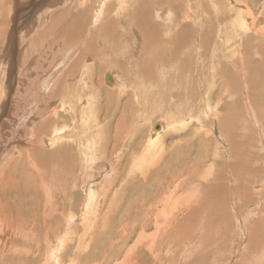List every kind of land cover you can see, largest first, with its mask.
I'll use <instances>...</instances> for the list:
<instances>
[{"label":"rangeland","instance_id":"rangeland-1","mask_svg":"<svg viewBox=\"0 0 264 264\" xmlns=\"http://www.w3.org/2000/svg\"><path fill=\"white\" fill-rule=\"evenodd\" d=\"M5 1L0 0V22H2L0 23V25L2 24L0 33L4 31L6 26L4 22L8 23V13L9 17H13L12 9L16 3L15 0ZM66 1L24 0L21 2L20 0V12H17L19 32L16 38L17 45L14 54L16 56V51L19 52L17 54L19 65L17 66V75H15L17 80L14 79L13 89L19 88L20 74L22 73L21 66L23 65L21 62H25L26 56L31 61L30 67L32 69L36 67L43 68V74L49 72L48 66L54 67L56 60L60 56L56 55L58 49L48 52L47 47L51 45L52 37L49 45L46 41L40 49L33 48L32 44L35 40L34 38L49 26L52 20L50 16L55 11L62 10V6H69L72 1L74 5L79 3V5H82L85 0ZM107 1L93 0V9L98 10L100 8L99 5L102 6ZM150 2H152L150 5L144 4H147L150 10H153V15L160 18L161 20L158 21L163 25V22L167 20L170 24L177 22V27H182L186 23H182V20L187 15V20L190 19L187 21L188 29L191 28L193 30L192 35H194V38L192 37L185 43L182 50L178 48L180 47L178 45L179 41L174 42L172 39L173 45H167L169 53H163L164 55L157 60L161 61V65L157 67L155 65L156 76L157 78L158 75L160 77L158 78L159 83H153V86L150 85L147 88L143 87V84H136L135 81L138 79L133 75L136 70L131 67L134 61L130 60V58H124V61L121 58L123 56L121 53L114 57L115 59L112 60L111 65L109 63L102 64L97 57L90 56L91 59L89 58V60L94 63L86 61L83 65L84 67L82 66V72L89 65H94V68L91 67V71L93 70L96 76H89L91 81H97L98 79L100 81L97 84L91 82L93 84L92 87V84L87 80L86 86L87 90L93 88L92 91L96 99L95 101L90 99V101L95 104L101 92V85H104L105 88L107 86L105 77H107V84H111L112 81L110 83L108 79L109 77L112 78L111 74H113L118 77V79L116 78L118 87L121 85L127 86L126 88L121 87V90H127L128 98L126 101L123 99L125 94L112 91L116 96L118 95L117 97L120 96L122 100L116 116L124 118L125 116L136 114L140 118L139 123L142 124L141 129L145 135L142 145L147 147L151 154L160 147V144L149 147L151 142H153L151 137H154L151 132H155V126L157 127L159 124H163L165 127L169 126L167 131L165 129L166 132L163 134L161 144L167 146L169 150L171 148L173 150L176 146L174 161L177 162L172 168L173 163L170 162V157L162 160L160 164L163 165L164 170L160 176L168 179L169 171L173 174V170L176 171L177 169L176 180L171 182L166 188L161 187L159 181L154 185L152 181L141 180L137 185L140 191H137L138 193L135 192L136 194L134 193L132 196L128 193L130 196L129 200L133 197L136 200L132 201L138 202L135 204L130 202L128 205V199L119 195L121 191L119 175L124 173L123 165H125V162H123V159L127 156L124 155L121 158L125 150L124 142L106 149L111 146L108 144L109 140L106 141V157L101 160L104 163L100 164L97 170L94 169L92 172L86 170L80 175V168L78 163L75 162L74 156L69 155L66 159L60 161V157L50 160L48 155L60 148V146L57 147L59 143L55 142V137L63 128L66 129L64 126L58 129L55 126L62 124L72 126V122L75 121L77 125H81L79 119L82 121V117L78 115L76 119L75 117L72 118V114L66 111L57 120L53 118L54 126L47 119L48 127L41 132L39 129L41 125L45 126V123L38 118L39 116L35 112L39 111V103H37L36 97L44 95L43 91L36 94L34 100L24 96L21 102L18 99L17 90L14 89L8 95L7 89H3L4 98H0V120L2 119L7 125L6 127L2 125L3 131H0V134L2 133L4 137L1 142L5 139L7 140L4 147H10H6V153H2L4 157L0 158L1 162L7 157L6 163H0V232L3 234V237L0 236V264H264V89H262L264 88L262 87L264 85V0H151ZM168 2H172V4ZM179 2L182 3L180 9L177 5ZM134 7L135 5L128 12V6L126 10L128 14H117L120 17L113 14L116 17L114 18L115 22L119 21V25L130 29V26L127 27L128 25L123 26L122 24L128 20L127 18H136L132 12ZM48 8H51V11H48ZM244 9L247 11H243ZM92 11L91 9V13L88 12L85 16L90 20L89 31L94 33L97 39L99 37L97 28L93 29V31L91 28L96 25L99 15L97 12L93 13ZM171 11L174 17H171ZM218 14L220 16L218 18L222 19L221 17H223L224 20H219L217 18ZM4 15L6 16L4 17ZM93 17L96 21H94ZM239 17L243 18L240 20ZM243 20L247 21L244 22ZM221 21L226 22L222 23L221 26L223 28L228 26V30H230L229 32L226 31L227 33H223V35L222 27L219 26L218 30H216L217 25ZM43 22L47 23L44 24ZM178 22H181V25ZM240 22L244 25L240 24ZM240 26L242 29L239 28ZM14 29H16L15 21H11L8 32ZM126 29L124 28L125 31H127ZM231 29H237L239 33L234 30L233 34ZM175 31L176 27L171 28V34ZM163 36L169 38V35L163 34ZM172 36L174 37V34ZM162 40L163 38H159L158 43L160 44ZM204 41H209V43ZM221 41L225 42V45ZM55 42L61 44V47L65 49L71 46L64 45L60 40ZM205 44H210V46L206 47L204 46ZM5 46L6 44H4L3 48L0 46V59L3 58L7 50ZM194 46L197 49L195 52L196 57H192L189 60H186V57L183 59L182 57L186 55V51L194 52ZM91 47L92 44L90 43L88 51L91 50ZM122 52H125V50ZM222 54L226 55V58ZM41 56L42 59L43 56H48V60L45 59L43 61L44 63L48 61V63L42 65ZM127 56L129 57V55ZM261 59L262 61H260ZM252 60L254 61L252 62ZM113 61L114 63L122 61L120 64L122 70L123 65L127 63L124 67L125 69L127 68L125 75L121 73L122 70L120 71L124 84L121 83V77L115 71ZM192 63L195 65H192ZM60 67L61 65L58 64L57 68L60 69ZM9 69L10 66H7V64L4 65V68H0L1 84L4 82L6 84L9 83ZM194 72L195 75H193ZM218 72L219 75L221 72L224 75L222 76L221 74L220 78L215 80L214 77L217 78ZM81 73L79 74L80 77H82ZM250 76H254L253 80L256 79L254 86L258 82L256 87L261 85V89L255 87L256 91L251 86H243V83L238 85L237 80L249 83L247 79ZM32 77L35 78L34 75ZM80 77L77 75L76 80L68 81L69 85L73 83L75 86L74 96L77 95L81 84H83V88L85 86L84 80ZM102 77L104 78V83L101 82ZM212 79L214 80L211 81ZM141 80L145 84L148 82L146 79ZM228 82L232 87L226 92L225 90L228 87L224 84ZM154 86L157 88L155 89ZM37 87L41 89L39 86L34 88ZM233 87L234 89H232ZM235 87L238 88L239 94L243 95L245 91L246 94L243 96L232 95L236 89ZM246 88H248V91ZM243 89L244 91H242ZM50 90L51 88L46 90L47 94H50ZM53 92L56 94V101L53 104L58 108L59 102L64 97L58 96L59 91L57 88H54ZM254 92L255 94L253 95ZM136 95H139V100H137L138 97ZM47 96L45 95V99H48ZM234 96H236V99H234ZM85 97L83 102L91 98V96ZM233 101L237 103V106H234L235 103ZM7 102L10 104L9 115L2 112L3 108L7 110ZM68 104L75 106L73 99L69 100ZM158 104L159 106H157ZM227 104L229 108H227ZM11 105H13V109ZM14 107L17 108V112H15ZM237 107L241 108L240 110L242 111L239 110L231 124L234 138L225 133L222 125L225 118L223 115H225L226 111L224 108L238 110ZM41 109L43 108L41 107ZM81 109L90 115L89 105L82 106ZM141 110L145 112L144 115ZM107 111L102 108V115ZM33 113L37 115V118H34L35 123L31 122V119L29 120ZM94 115L95 125L103 124L100 123L99 115ZM14 117L15 119L17 118L18 123L17 126L12 128L11 123ZM23 117H29L27 121L25 120V123L22 121ZM107 118L110 117L103 116V121H108ZM242 118L244 122L241 123ZM82 123L87 122L83 121ZM55 131L59 132L55 134ZM84 134L85 136L91 134L90 136L95 138L96 131L88 132V134L84 131ZM64 135L67 136L69 133L65 132ZM42 136L44 137L41 138ZM67 138L65 141H67ZM46 139L48 142L52 140L53 145H46L44 143ZM100 141L104 142L102 139ZM41 146L45 147L43 153H40V150H42ZM14 148L16 151L13 154ZM76 150H78V146H76ZM9 152L11 153L9 154ZM11 154L14 155V159ZM139 154H143L142 150L137 153V155ZM151 154L146 156L150 158ZM30 156L34 158L44 156L43 161L47 165L41 164V168L45 172L35 167L37 162L30 159ZM147 160L148 164L146 166L150 168L152 166L151 159H146L143 164ZM109 164L113 168V173L109 177L111 182L99 192L101 196L107 195V197L97 209H91V214L85 220L83 219L84 209L82 207L86 197L85 191L82 189L83 179L87 180L90 179V175H95L94 179H97L95 189L98 190L105 181V176L102 175L101 171ZM71 165L75 171H78L77 180L73 174L66 172V167ZM59 166L62 168V173L58 170ZM136 168L138 170L139 166ZM129 170L130 168L126 166V171ZM158 175L156 172L154 174L156 177L153 176V178L155 180L158 179ZM43 176L47 180L42 178ZM186 178L187 180L184 181ZM164 183L165 181H163ZM199 184H202V186H199ZM208 184L210 187H220L221 189L224 187L225 205L222 211H217L211 206L201 207V192L205 189L203 186L206 187ZM191 187L193 189L186 190ZM175 190L179 191L178 195L175 194ZM143 194L145 195L143 196ZM176 196H181V199H184L187 203L177 206L179 215L176 218L177 220L172 222L174 216L170 217L168 209L173 206V198ZM146 197L149 204H147V208H144V210L146 209L145 213L137 205L142 204L147 199ZM165 197L168 202L163 205L162 201ZM219 200L221 199L219 198ZM132 207L133 210L130 212L129 208ZM196 208H198V211L194 213ZM172 209L177 210L174 206ZM159 210L165 213L166 216L162 215ZM190 213L193 214L191 215ZM194 214L195 217H193ZM73 216L80 221L72 220ZM5 217L8 218L6 222H4ZM163 217L168 222L167 227V224L163 222ZM155 218L158 219V229L155 226L157 221ZM162 222L163 225H160ZM184 223L185 229H183L185 231H182L183 229L180 228ZM174 227L176 229L179 228L183 232V235L181 232L182 237L173 234L172 229ZM142 229H147V232L142 231ZM141 232H144L142 238L146 237L145 239L141 238ZM170 232H172L171 235ZM141 240L143 242H140Z\"/></svg>","mask_w":264,"mask_h":264},{"label":"bare ground","instance_id":"bare-ground-1","mask_svg":"<svg viewBox=\"0 0 264 264\" xmlns=\"http://www.w3.org/2000/svg\"><path fill=\"white\" fill-rule=\"evenodd\" d=\"M6 1H8V0H6ZM22 1H24V0H21V2ZM88 1L89 0H85L82 5H79L80 3L74 5L73 1H72V3L69 6L68 5L65 6V7L62 6L63 7L62 10L55 11L53 13V15L50 16L52 18V20H51V23L49 24V26L46 27L45 30H44V28H45L44 27L43 28L44 31H42L41 33L39 32L40 34L37 37L34 38L35 40L33 41V44H32L33 48L40 49L46 43V41H47V44L49 45L50 38L52 37L51 40L53 39V41H52V43L50 42L51 45H49L47 47L48 48V52H51L53 50L55 51V49H58V51L56 52V55L60 56V57L56 60V62L54 64V67H51V66L49 67L48 66L47 68H48L49 72H45L43 74V68L36 67V68L32 69V67H30L31 61L28 59V56H26V59H24L25 62L24 63L21 62V64H23V65L21 66L22 67V70H21L22 73L21 74L19 73L20 77H21L20 78V82H19V88H17V89L14 88L15 90L18 91V94H17L18 95V99H20L19 101H21V100H23V97L25 96V97H28L29 99L34 100L35 99V95L40 93V91H43L44 95H39V96L36 97V99L38 100L37 103H39V107H38L39 111L35 112V114H37L39 116L38 118L41 119V121H43L45 123V126L41 125V127L39 129L41 132L44 131L46 129V127H48L47 126V122L48 121L51 122L50 124H53V126H54L53 118L55 120H57L58 117H60L64 113H66V111H68V112H70L72 114V118L75 117V119H76L78 117V115L82 117V121L79 119L81 125H77L76 124L77 122L75 121L76 123L72 122V124H73L72 126L73 127L69 126L68 124H62V125L57 126V127L55 126V128H57V129L59 127H61V126H64V127H66V129L63 128V130H61L59 134H57L59 131H55L56 132L55 134H57L56 137H55V142L57 141V144L59 143V145L57 147L60 146V148L58 150H56L55 152L49 154L50 156L48 155V158L50 160H55L56 158L60 157L59 160L63 161L69 155H72V156L75 157V159H76L75 162L78 163V166L80 168L79 174L82 175L83 172H85L86 170L91 171V172L94 171V169L97 170L98 166L100 164L104 163L101 160H103L106 157V153H107L106 149H110L112 146H115L118 143H123L124 142L125 150H124V154L122 155L121 158H123L124 155H127V156L123 159V162H125V165H123L124 173H120V175H119V179L121 181V191H120L119 195L125 197L126 199H128L130 197L129 194L132 196L135 192L138 193L137 191H140V190L137 188V185H138V183L141 180H147L149 182L152 181L154 185L159 181L160 186L163 187V188H166L171 182L176 180L175 174H177V169H176V171L173 170V174H171L170 171H169L168 179H165L164 177L160 176V174L162 175L163 170H164L163 165L160 164L162 160L170 157V162L173 163L172 168H173L174 164L177 162V161H174V155L176 153V146H175V148L173 150H171L172 148L169 150L167 146H165L164 144H161L162 143L161 140H162L163 134L167 131V128L169 126L165 127L163 124H159L160 125V130H156L155 129L156 126H155V128H154L155 132H151L154 137H151V141H153V142H151L150 145L148 144L149 147H152L153 145L155 146L156 144H158V145L160 144V147L153 154H151L150 150H148L147 147H144L142 145V142H143V139L145 138V135L143 134L142 129H141L142 124L139 123L140 122V118L137 117L136 114H133L131 116H125L124 118L116 116V115H118V107H120L119 104L121 105V101L122 100L120 99L121 98L120 96L117 97L118 95L116 96L114 94V92H112V91H115V93L125 94V97L123 99L126 101V99L128 98L127 94H126L127 90L123 91L124 89L121 90V87L123 86V88H126L127 86L126 85H121V86L118 87V84H117L118 81L116 82V78L118 79V77H115L113 74H111L112 78L109 77V79H108V81L110 83L112 81L111 84H107V77H105V83H106L107 86L105 88L104 85H101L102 86L100 88L101 92L99 94L98 101L95 104V103L90 101V99H92V100L94 99V101L96 99V96L93 94V91H92L93 88H91V90H87V86H86L87 82L86 81L88 80L90 83L93 82V83L97 84L100 80L98 79L97 81H95V80L91 81V77L89 75H91V76L95 75V73H93V70L91 71V67L94 68L93 64H92L93 66H91V65H89L90 64L89 63L88 64L89 66L87 68H85V70H83V72H82V66L86 63V61L87 62L90 61L89 60L90 56L97 57L98 61H100L102 64L109 63V65H111L112 64L111 63L112 60L115 59L114 57H116L118 54L121 53V55H123V56L126 55L125 57L122 56L121 57L122 59H124V58H128L129 59L130 58V60L134 61L133 65L131 67L135 68V70H136L135 72H133L134 77L138 79L137 81H135L136 84H143L144 85L143 87H145V88H147L150 85L153 86V83H155V84H156V82L159 83L158 78H160L159 75H158V78L156 76L155 65H156V67L161 65V61H157V60L160 57H162L165 54V52L169 53L167 45L168 46L173 45V43H172L173 40H174V42L179 41L178 45H180V47H178V48L180 50H182V48L184 47L185 43L188 42V40L191 39L192 37L194 38V35H192L193 34V30L191 28L188 29L189 27L187 25V21H189L190 19L187 20V15L184 16V18L182 20V23H184V22H186V23L183 24L182 27H179V26L177 27V22L176 23L175 22L171 23L172 25H174L173 27H176V31L172 32L174 34V37H173L172 36L173 34H171V28H173L172 25L167 20L163 22L164 23V25H163L161 22L158 21V20H161V19L155 17L153 15V13H152L153 10H150V7H148V5H150L152 3V2H150L151 0H127L125 2L123 0H108L106 3L102 4V6L99 5V7L101 9L99 8L98 10L93 9V7H94L93 0H90V2H88ZM15 2L16 3L13 5L14 8L12 9L13 10V17H9V13H8V15H7L8 21L6 19V21L8 23L4 22V24L6 26L4 28V31H2V33H0V43H1L0 46L3 48L4 44H6L5 47L7 49L5 51V53L3 52L4 55L1 53L3 55V58L0 59V68H4V65L7 64V66H10L9 70H11V71L8 70V72L10 73L9 74L10 76H8V82L9 83L6 84L4 82L5 84L4 83L1 84V82H0V98H4L3 94H2V90L3 89H7L8 95H9V92L14 90L13 89L14 79L17 80V78H15V75H17L16 70H17V66L19 65V63L17 61V54L19 52L16 51L17 52L16 56L14 54H15L16 45H17L16 44V41H17L16 38H17V34L19 32V27H17V24H18L17 23V20H18L17 19V15H18L17 12H20V10H19V8H20V6H19L20 5V0H15ZM27 3H28V1H27ZM144 3H147L148 5L144 4ZM168 3L172 4V2H168ZM4 5L6 6V4H4ZM134 5H135V7L133 8L132 12H133V15L136 16V18L135 17L127 18L128 17L127 16L125 18H127L128 20H126L122 24L123 26H127V25H128L127 27L130 26V29H126V27H122L121 25H119L120 24L119 21L115 22L114 18H116V17H114V15L116 16L117 14H120V13H127L126 12L127 7L129 6V9H128V12H129L130 8H132ZM177 5H178L179 9L182 7V3L181 2L177 3ZM91 9L93 10L92 11L93 13L97 12V14L99 15L98 21L96 23L97 26L95 25V26H92V28H91L92 31H93V29L97 28V31L99 33V37L97 39L94 36V33L89 31L90 30V27H89L90 20H88L87 19L88 17L86 18V16H85V15L88 14V12L91 11ZM1 10H2V8H1ZM48 11H51V8H48ZM243 11H247V10L244 9ZM243 11H241V12H243ZM111 14L112 15L114 14L113 17H112ZM170 14H171V17H174V15L172 14V11H171ZM5 16L6 15H4V17ZM214 16H215V14H214ZM218 16H219V14L217 15V18H218ZM118 17H120V16H118ZM169 18H170V16H169ZM221 18L222 19H220V18H218V19L219 20H224L223 17H221ZM239 18L241 20L243 17H239ZM93 19H94V17H93ZM0 20H1V17H0ZM9 21H10V23H9ZM11 21H15L16 29H14L13 31L10 30V32H8L9 25L11 24ZM94 21H96V20L94 19ZM245 21H247V20H245ZM121 22H123V21L121 20ZM0 23H2V22H0ZM45 23H47V22H45ZM222 23H226V22H223V21L219 22V24L216 27V30H218L219 26L222 27L221 26ZM179 24L181 25V22ZM240 24H243V23L240 22ZM247 24H248V22H247ZM1 25H0V27H1ZM39 25H41V24H39ZM228 25H230V24H228ZM184 26H185V28H184ZM236 27H237V25H236ZM124 28L127 31H125ZM239 28L242 29L241 26ZM244 28H245V26H244ZM5 29H7V31H5ZM185 29H187V30L185 31ZM205 30H207V29H205ZM234 30H235V32L237 31V29H231V33L233 32V34H234ZM226 31L227 32L230 31V30H228V26L223 28L222 35H223V33H227ZM238 31H237V33H239ZM26 33H28V32H26ZM6 34H7V36H6ZM163 34L164 35H169V38H165L163 36ZM217 34H218V32H217ZM228 34H230V33H228ZM206 35L208 37H210V35L208 33H206ZM225 35H227V34H225ZM5 36H6V38H5ZM211 36H212V33H211ZM220 37H217V38H220ZM131 38H133L134 40L131 39ZM159 38H163V40L161 41L160 44L158 43ZM205 39H206V37H205ZM56 40H60V42L63 43L64 45H66V46L67 45H71V46L66 47V49L62 48L61 44H58V43L55 42ZM204 42H206V41H204ZM218 42H220V41H218ZM221 42H222V44L225 43V42L223 43V41H221ZM90 43L92 44V47H91V50L88 51ZM206 43H209V41L206 42ZM208 45L210 46V44H205L204 46L207 47ZM196 47H197V45H196ZM196 47L194 46V52H192V53L186 51V55H184L182 58L184 59L186 57V60H189L192 57H196L195 56L196 55L195 52L197 51ZM124 50H125V52H122ZM0 51H1V49H0ZM127 55H129V57ZM222 55H223V57L226 56L224 54H222ZM251 57H253V55H251ZM256 57H259V56H256ZM40 59H41V64L42 65H44L45 63H48V61H46L45 63L43 62L45 59L48 60V56L47 57L43 56V59H42V56H41ZM122 59H120V60H122ZM262 59L260 61H262ZM124 61H125V59H124ZM253 61L254 60H252V62ZM121 62L122 61H117L116 63H114V61H113V64H114L113 66L115 67V71L121 77V79H120L121 83L124 84V82L122 80V76L120 74V71L122 70L121 69V65H120ZM91 63H94V62H91ZM189 63H190V61H189ZM58 64L61 65L60 69L57 68ZM122 64H124V63H122ZM125 65H127V63ZM125 65H123V66L125 67ZM192 65H195V64L192 63ZM124 67H123V70L121 71V73L123 75H125V71L127 70V68L125 69ZM198 67H200V66H198ZM111 68H112V66H111ZM230 69L233 70L232 68H230ZM95 70H97V69H95ZM222 70L224 72L223 68H222ZM106 71H107V69H106ZM253 71H254V69H253ZM110 72H111V70H110ZM80 73H81L82 77L79 76ZM199 73H200V71H199ZM118 74H117V76H119ZM162 74H163V70H162ZM221 74H222V76L224 75L222 72H221ZM32 75H34V77L36 79L33 78ZM77 75H78V77H80L81 79L84 80L85 86L83 88L82 87L83 84H81V86L79 87L77 95L74 96L75 86H74L73 83H71L72 85H69L68 81L69 80L72 81L73 79L77 78ZM97 75H99V74H97ZM193 75H195V72H194ZM220 75H219V72H218L217 73V78L214 77V79L215 80L219 79ZM261 75H262V73H261ZM250 77H248L249 79H247L249 81V83L237 80L238 85L243 83L244 84L243 86H245V87L251 86L256 91H257L256 88H260L261 89V87H260L261 85L259 87H256V84L258 85L257 81H256L257 83L254 86V83H255L254 81L256 80V79L253 80L254 76H252L251 78ZM211 78H213V77H211ZM141 79H146L148 82L145 84ZM214 79H212L211 81H213ZM222 79H223V77H222ZM243 80H245V79H243ZM101 82L104 83V78L103 77H102V81ZM110 85H112V86H110ZM224 85L226 87H228L225 90L226 92H227L228 89L230 90L231 87H232V85H230L229 82L224 84ZM36 86L41 87V89L38 88V87L34 88ZM92 87H93V84H92ZM262 87H264V85H262ZM50 88H51L50 92L48 91L50 94H47L46 90H49ZM54 88L58 89V91H59L58 92V96L64 97L62 99V101L59 102L60 105H59L58 108H56L55 105L53 104L56 101V94H54V92H53ZM156 88L157 87H155V89ZM241 88H243V87H241ZM232 89H234V87ZM247 89L248 88H246V90ZM262 89H264V88H262ZM242 91H244V89ZM234 94L243 96L244 94H246V91L242 95V94L238 93V88H236L233 91L232 95H234ZM254 94H255V92L253 93V95ZM45 95L46 96L48 95L47 96L48 99L47 98L45 99ZM248 95H249V93H248ZM85 96H87V97L91 96V98H89V100L83 102V99L86 98ZM136 96L138 97L137 100H139V95H136ZM234 97L233 98L236 99V96H234ZM242 98H244V97H242ZM72 99H73V102L75 103L74 107L71 104H68V101L72 100ZM233 103H235V101H233ZM138 104H140V103L138 102ZM236 104L237 103H235L234 106H237ZM6 105H7V110H5V108H3L2 112H4V114H6V115H9V112H10V107H9L10 104H9V102H7ZM86 105H89V109L91 111L90 115H88L85 112V110L81 109L82 106H86ZM231 105H233V104H231ZM157 106H159V104ZM41 107L43 109H41ZM160 107H158V108H160ZM11 108L13 109V105H11ZM29 108H30V106H29ZM102 108H104L105 111L108 110L107 111L108 113L106 112L104 115H102V113H101L102 112ZM227 108H229L228 104H227ZM227 108H224V109H226V111H225V115H223V116H225V118H224V122H223L222 126L225 129V133H227V134L231 135L232 137H234L232 135L233 129L231 127V124L233 123V119L235 118L236 114L239 113V110L241 108L239 109L237 107L238 110H233V108H230L232 110H229ZM14 109H15V112H17V108L14 107ZM33 111H35V110H33ZM240 111H242V110H240ZM141 112H143V110H141ZM137 113H139V112H137ZM144 113L145 112H143V115H144ZM94 114H98L99 115L100 123H103V124L95 125V115ZM233 114H234V116H232ZM37 115H34V113H33L31 118H29V117H25L24 118L23 117L22 121L25 123L28 120V118H29V120L31 119V122L33 121L35 123L34 118H37ZM103 116L110 117V118H107L108 121L107 120L103 121ZM11 117H13V116H11ZM239 117H241V116H239ZM127 118H129L130 121ZM14 119H15V117H14ZM14 119H12L13 121L11 123L12 128L14 126H17V123H18L17 118L15 120ZM47 119H48V121L46 122ZM83 121L84 122L86 121L87 123L83 124L82 123ZM214 122H215V120H214ZM242 122H244L243 118L241 119V123ZM0 123H2V124H0L1 125L0 131H3L2 125H5V127H6L7 123L3 122L2 119L0 120ZM30 124H28V125H30ZM32 125H33V123H32ZM219 126H221V125H219ZM223 127H221V128H223ZM8 128H10V127H8ZM17 129L19 130V128H17ZM165 129H166V131H165ZM84 131H86L87 134H88V132L91 133L93 131H96L95 138L91 137L90 136L91 134L90 135L88 134V136H85V134L83 135ZM65 132H68L69 135H67V136L64 135ZM113 133H115V134L113 135ZM23 136H24V134H23ZM43 137L44 136H42L41 138H43ZM66 137H68L67 141H65ZM3 138H4L3 134L1 133L0 134V158L3 156L4 153H6V149H7L6 147H10V146L4 147L6 145V143H7V140L5 139L4 141L1 142V140H3ZM29 139H30V137H29ZM100 139H102L104 142H101ZM108 140H109L108 144H110L111 146H108L105 149V143ZM44 143L46 145H48V144L53 145L52 140H51V142H48L47 139H46V140H44ZM76 146H78V150H76ZM41 148H42V150H40V153H43V149L45 147L41 146ZM141 150H142L143 154L137 155V153L139 151L141 152ZM15 151H16V149L14 148L13 154H14ZM10 153L11 152H9V154ZM147 154H151V156H153V157L150 156V158H149V157L146 156ZM13 156L14 155H12L11 157H13ZM6 159H7V157H5L3 160H1L0 163L3 164ZM13 159H14V157H13ZM30 159H32V160L37 162L35 167H37L40 171H43L42 168H41V164H44V166L47 165L43 161L44 156H42L41 158L40 157L34 158V157L30 156ZM146 159H151V165L152 166L150 168H148L146 166V164H148V160L143 164V162ZM95 162H97V163L95 164ZM34 164H33V166H34ZM126 166H128L130 168L129 171H126ZM137 166H139L138 170L136 168ZM1 169H2V167H1ZM58 170L62 173V168L60 166H59ZM137 171H139V172H137ZM43 172H45V171H43ZM66 172L70 173V174H73L75 179L77 180V172L78 171H75V169H74V167L72 165L66 167ZM156 172L159 175H158V179L155 180L153 178V176H154V174ZM101 173H102L103 176H105V181H104V184L98 190L95 189V184L97 183V179H94L95 175H90L89 176L90 179H87V180L83 179V183L84 184L82 186V189L85 191L86 197H85V201H83L82 207L84 209V217H83V219H85V220L87 219V216H89L91 214V212H92L91 209L92 208L97 209L101 205V203H103L105 201V199L107 197V195L101 196L99 192L102 189H105L107 187V185L110 184L111 181H110L109 177L113 173V168L109 164L101 171ZM190 175H192V174H190ZM154 177H156V176H154ZM42 178H45L47 180V178L44 177V176ZM182 180H184V179H182ZM186 180H187V178L184 181H186ZM163 181H165L164 184H163ZM199 183H200V181H199ZM197 184H198V182H197ZM208 185H206V187L203 186L205 189H203V191L201 192V194H202V198H201L202 203H200V204H202L201 207L211 206V207L215 208L217 211H222L223 208H224V205H225V201H224V194L225 193H223L225 191L224 187H223V189H221L220 187L216 188V187H210V185L209 186ZM199 186H202V184L201 185L199 184ZM191 189H193V188L191 187V188H188L186 190H191ZM175 194L178 195L179 191L175 190ZM144 195L145 194H143V196ZM147 197H148V195H147ZM166 197L164 198V200L165 199L166 200L162 201L163 205L166 202H168V199ZM213 198H215V199H213ZM219 198L221 200H219ZM128 200H127L128 205H129L130 202L133 203V204L138 202V201L133 202L132 200H136L133 197L129 201ZM137 200H139V199H137ZM182 203H187V202L184 199H181V196H176V197L173 198V206L176 209H177V206H179ZM147 204H149L148 198L145 201H143L142 204L137 205V207L140 206L141 209L144 210V208L148 207ZM172 207H170L168 209V211H169L168 214H170V217L174 216L173 219H172V222H173V221L177 220L176 218L179 215V213H177V211L179 209H177L175 211V210L172 209ZM129 209H130V212H131L133 210V207L129 208ZM144 211L146 213V209ZM197 211H198V208L195 209L194 213H196ZM160 213L162 215H165V213H163L161 211H160ZM93 214H94V212H93ZM190 214L192 215L193 213H190ZM190 214H189V216H190ZM93 217H95V216H93ZM193 217H195V214L193 215ZM7 219L8 218L5 217L4 222H6ZM94 219H96V218H94ZM155 219H157V218H155ZM191 219H190V221H191ZM72 220H76L77 221L78 219H76L75 216H73ZM78 221H80V220H78ZM72 222H74V221H72ZM107 222H108V219H107ZM163 222H164V224H167L166 225V227H167L168 226V222L165 221V218H164ZM163 222L160 225H163ZM172 222H171V224H172ZM94 223H96V222H94ZM8 226H10V225H8ZM155 226H156V229L159 228L158 219L155 222ZM184 226H185V223H184V225L182 227L180 226L181 227L180 229H183V228L185 229ZM180 229L179 228L176 229L174 227L172 229L173 230V234L181 236V232L185 231V230L183 229L181 231ZM142 231L147 232V229H144V230L142 229ZM144 232L143 233L141 232V238H142V235L144 234ZM164 234H165V232H164ZM171 234H172V232H170V235ZM2 235L3 234H1V232H0V236H2ZM182 235H183V232H182ZM143 238L145 239L146 237H143ZM163 238H165V237H163ZM137 239H139V238H137ZM58 242H59V240H58ZM58 242H57V245H58ZM140 242H143V240H141ZM195 246L197 247V245H195ZM63 247H64V245H63ZM56 253H57V251H56ZM39 261H40V259H39ZM13 263H15V262H13Z\"/></svg>","mask_w":264,"mask_h":264},{"label":"water","instance_id":"water-1","mask_svg":"<svg viewBox=\"0 0 264 264\" xmlns=\"http://www.w3.org/2000/svg\"><path fill=\"white\" fill-rule=\"evenodd\" d=\"M155 129H156V130H159V129H160V125H158Z\"/></svg>","mask_w":264,"mask_h":264}]
</instances>
